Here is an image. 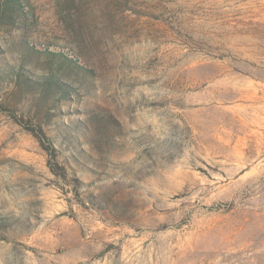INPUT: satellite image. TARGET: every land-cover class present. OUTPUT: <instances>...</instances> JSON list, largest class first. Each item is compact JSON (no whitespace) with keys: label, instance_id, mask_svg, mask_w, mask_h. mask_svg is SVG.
Segmentation results:
<instances>
[{"label":"rangeland","instance_id":"1","mask_svg":"<svg viewBox=\"0 0 264 264\" xmlns=\"http://www.w3.org/2000/svg\"><path fill=\"white\" fill-rule=\"evenodd\" d=\"M20 3L0 264H264V0Z\"/></svg>","mask_w":264,"mask_h":264},{"label":"trees","instance_id":"2","mask_svg":"<svg viewBox=\"0 0 264 264\" xmlns=\"http://www.w3.org/2000/svg\"><path fill=\"white\" fill-rule=\"evenodd\" d=\"M1 10L3 12H5L6 16L12 17L11 19H18L20 17V14H22V6L20 3V0H0V12ZM2 13V12H1ZM47 70L49 72V74L47 76H42L40 79H38L37 81L39 83H41L40 87L42 89H45L47 91H50V89L52 88L51 84L57 83L59 84L57 79V72L58 71H54L52 70L51 66H49L47 64ZM62 78V77H61ZM61 85V84H60ZM35 137L37 138V140L41 143V146L44 148V150L49 154V156L54 157V152H52V149L49 148L48 146H46L42 139L44 138V135H35Z\"/></svg>","mask_w":264,"mask_h":264}]
</instances>
